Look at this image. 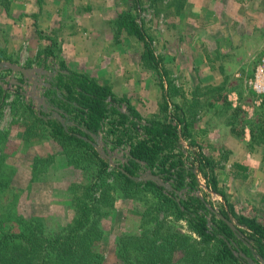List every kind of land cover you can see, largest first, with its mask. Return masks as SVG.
<instances>
[{"label": "rangeland", "instance_id": "rangeland-1", "mask_svg": "<svg viewBox=\"0 0 264 264\" xmlns=\"http://www.w3.org/2000/svg\"><path fill=\"white\" fill-rule=\"evenodd\" d=\"M129 18L145 31L157 67L146 57L144 43L127 32ZM71 36L85 38L81 43L88 41L87 64L92 73L86 74L100 84L128 89L129 94L116 95L123 101L117 105L121 113L128 104L140 101L131 106L142 104L146 120L167 117L172 122L171 114L178 121L181 115L186 121L195 120L190 131L200 147L184 139L181 151L185 169L199 180L194 194L205 198L210 211L219 217L221 210L230 212L231 208L238 215H255L263 223L264 138L251 143L249 128L254 123L260 135L259 124L264 120V0H0V87L4 90L0 132L5 134L0 138V154L14 171L7 192L23 214L43 217L53 231L75 218L77 200L87 189L93 197L100 196L101 189L90 190L93 184L113 185L116 170L108 168L109 174L96 180L98 169L89 155L72 158L74 163H70L42 125L35 122L38 132L32 129L30 139L22 126L30 119L28 104L40 116L50 114L54 96L47 95L48 88L61 63L67 64L68 46L81 47L79 41L68 42ZM169 83L178 95L172 94ZM225 100L240 108L233 128L228 125L234 117L222 114ZM108 122L100 130L102 136H95L97 152L98 148L106 151L102 142L113 146L116 140L109 134ZM129 145L125 139L118 148ZM199 148L211 161L212 171L207 172L216 175L222 191L218 194L201 187L205 179L197 159ZM238 160L245 162L246 171L235 166ZM144 175L140 172L138 181ZM205 184L208 188L206 180ZM108 189L113 201L103 220L101 250L106 264H124L118 252L119 236L154 227L143 219L144 204L154 207L158 200L147 191L136 199H123ZM183 191L179 195L185 199L188 191ZM207 217L211 226V215ZM230 219L237 225L233 216ZM155 221L165 234L199 240L172 211L155 213ZM241 234L248 247H253L249 235ZM174 255L171 262L177 264L184 253Z\"/></svg>", "mask_w": 264, "mask_h": 264}, {"label": "trees", "instance_id": "trees-1", "mask_svg": "<svg viewBox=\"0 0 264 264\" xmlns=\"http://www.w3.org/2000/svg\"><path fill=\"white\" fill-rule=\"evenodd\" d=\"M125 24L127 32L144 43L146 57L157 67L143 28L134 18L127 19ZM169 86L174 89L172 94L178 95L176 87L172 83ZM3 94L4 90L0 87V99ZM47 95L54 96L52 110L47 116L38 115L29 104L26 107L30 119L22 126L27 129V139L31 138L32 129L38 132V124L35 123L38 122L63 149L70 163H74L72 158L89 155L98 169L96 180L103 179L109 170L107 161L94 147L95 136L106 120L109 121V134L116 139L115 147L121 146L126 139L131 142V152L124 166L114 172L113 185L105 181L93 184L90 190L101 189L100 196L93 197V192L87 189L85 196L77 200L75 218L53 231L49 230L43 217L23 214L15 203L16 199L9 196L7 190L11 187L14 171L0 154V264H106L107 257L100 244L105 234L103 220L105 215L109 216L108 210L113 201L108 187L123 199L138 198L139 194L141 196L143 191H147L158 200L154 207L144 204L143 219L154 223V227L141 234L129 232L119 236L118 252L124 264H173L174 254L182 252L184 256L177 264H251L250 261L264 264V223L254 217L238 215L231 208L230 212L221 210L218 217L208 209L205 198L194 195L199 180L193 171L184 167L181 139H189L192 146L200 147L190 131L195 120L186 121L181 115L180 135L178 126L167 117L165 120L158 117L146 120L129 104L127 112L121 113L117 105L123 101L116 97L109 85L100 84L86 73L71 70L65 62L61 63L58 76L48 88ZM16 97L21 98L19 94ZM225 101L222 114L234 117L228 125L233 128L240 108L235 109L228 100ZM191 117L194 118L195 114ZM259 126L260 135H256L254 123L249 128L251 143L259 137L264 138V120ZM3 136L5 134L0 132V138ZM199 149L197 159L200 171L208 188L218 194L222 191L218 189L216 175L207 172L208 169L212 171L211 161L202 148ZM235 166L246 171L239 164ZM144 168L163 181L172 180L171 190L152 180L138 181V175ZM183 190L188 191L185 199L179 195ZM220 194L226 201V196ZM9 199H15V202L13 200L8 204ZM165 211H172L177 220L185 221L198 242L185 235L163 233L160 223L156 225L155 213ZM209 214L213 223L211 226L207 217ZM230 215L237 222L236 230L229 224ZM241 233L249 235L253 247H248L240 237Z\"/></svg>", "mask_w": 264, "mask_h": 264}, {"label": "built area", "instance_id": "built-area-1", "mask_svg": "<svg viewBox=\"0 0 264 264\" xmlns=\"http://www.w3.org/2000/svg\"><path fill=\"white\" fill-rule=\"evenodd\" d=\"M172 107L173 106L171 105V108ZM126 109L127 108H125L123 110V113H126L127 112ZM171 119H172V124L178 126L179 133H180V135H182V125L179 123L178 120H176L174 118V114H171ZM104 124H107V120H106V122ZM139 132H140V134L143 133L140 129H139ZM99 136H102V133L101 132H99ZM181 143H185L184 138L181 139ZM102 144L104 145V149H106V151L103 150V149L101 150L99 148H98V151L99 152H102L103 159L105 161H107V163L109 165L110 171L117 170L118 168L124 166V164L127 162V159H128V157L130 155L132 146L129 145L128 147L123 146V147H119V148L118 147H115L114 148L113 147L114 145L112 146V143H109V142L106 143L105 142V144H104V142H102ZM143 171L145 172V175L152 174V172L150 170L148 171L146 168H144ZM141 173H142V171H141ZM166 183L171 186V184L173 183V181L170 180V182H166ZM201 187L206 192H212L211 189H209V188L206 187L205 180L203 181V185ZM182 192H186V191H182ZM194 195H200V194H194ZM211 195H212V197L214 199L220 198L219 195H215V194H211Z\"/></svg>", "mask_w": 264, "mask_h": 264}, {"label": "crops", "instance_id": "crops-1", "mask_svg": "<svg viewBox=\"0 0 264 264\" xmlns=\"http://www.w3.org/2000/svg\"><path fill=\"white\" fill-rule=\"evenodd\" d=\"M74 38H75V36L69 37L68 42L70 44L71 43L73 44V43H76L77 41H79V43L81 44V47L79 49V48H77L76 46H73V45L72 46H68V48H67V55H68L67 65H68V67L72 68L73 70L84 71L85 73L91 74L92 72L89 71V67H88V64H87L88 63L87 59H88V57L90 55L89 54V48H88V41H85L84 43H81L82 39H85V38H80V39H77V40H75ZM83 59H85V60H83ZM108 85H111L114 94L117 95V96L122 97L125 94H129L128 89L126 87L121 90V89H117L116 86H114L112 83H109ZM119 90H120V93L118 92ZM137 102L140 103V101H136V103ZM136 103H133L131 105L133 107H134V105L137 106ZM142 108H143L142 104H140L139 107H135V109L141 115H142V112H141ZM143 109L145 111V108H143ZM155 113H156V111H155ZM237 163L239 165H241V166L243 164H245V162H242V160L241 161L238 160ZM257 170L258 169H255V171H257ZM260 170L261 169H259V172H260ZM260 183H261V181L259 182V186H260ZM247 217H251V216H247ZM253 217L256 218L255 215ZM256 219H258V218H256ZM258 221H260V220L258 219ZM263 223H264V221H263Z\"/></svg>", "mask_w": 264, "mask_h": 264}, {"label": "water", "instance_id": "water-1", "mask_svg": "<svg viewBox=\"0 0 264 264\" xmlns=\"http://www.w3.org/2000/svg\"><path fill=\"white\" fill-rule=\"evenodd\" d=\"M13 69H15V70H17V71H22L21 68H17V67H15V66H14ZM98 152H99V151H98ZM141 180H142V181L152 180L153 182L157 183L158 185H160V186H162V187H165V188L168 189V190H171V186H170V185H168V184H167L165 181H163L160 177L155 176V175H153V174H147V175H144V177L142 176ZM222 218H223V217H222ZM229 224H230V226H231L234 230H236L237 227L235 226V223H234L233 221H229Z\"/></svg>", "mask_w": 264, "mask_h": 264}]
</instances>
